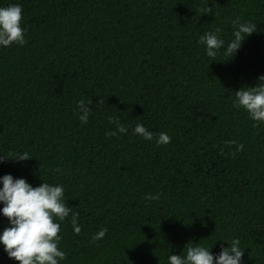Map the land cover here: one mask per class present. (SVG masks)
<instances>
[{
	"label": "trees",
	"instance_id": "obj_1",
	"mask_svg": "<svg viewBox=\"0 0 264 264\" xmlns=\"http://www.w3.org/2000/svg\"><path fill=\"white\" fill-rule=\"evenodd\" d=\"M11 4L27 42L0 46V158H32L3 160L0 177L64 186L82 231L61 222L60 264H169L189 242L215 256L232 239L242 264H264V123L233 107L264 75V0H0ZM238 18L257 31L231 58ZM217 27L212 60L198 40ZM109 116L127 132L106 138ZM137 123L171 143L136 135ZM9 226L0 211V235ZM0 264H19L2 243Z\"/></svg>",
	"mask_w": 264,
	"mask_h": 264
},
{
	"label": "clouds",
	"instance_id": "obj_2",
	"mask_svg": "<svg viewBox=\"0 0 264 264\" xmlns=\"http://www.w3.org/2000/svg\"><path fill=\"white\" fill-rule=\"evenodd\" d=\"M212 9L208 8L207 12ZM206 12V13H207ZM23 8L20 4H11L0 7V46L10 47L13 44L23 46L26 44L25 32L22 27ZM236 30L234 39L227 44L225 55L233 58L247 36L257 31V25L250 22L240 23L239 18L233 21ZM221 29L206 32L200 36L198 44L206 46V54L215 60L218 51L225 46L221 38ZM259 83L254 87H242L235 92L233 107L243 108L249 117L264 123V75L258 78ZM99 103H103L100 100ZM92 100L81 99L77 102L79 120L86 124L91 112ZM110 124H115L116 129L105 133L106 138L115 137L117 134H125L127 128L120 123L118 117H108ZM257 126L256 124L253 125ZM134 133L147 141L156 138L157 146L171 143V137L166 132L154 134L143 124L137 123ZM228 146H235L237 152L243 150L244 145L235 140L227 142ZM27 152L12 154L10 157L0 158V162L8 159L25 161L31 159ZM55 171L59 172L60 169ZM3 187L0 188V203L3 204L2 214L7 218L10 226L4 228L0 235V243L4 245V251L10 259L19 264H60L67 259L65 251L61 250V222L71 216V225L74 233L79 235L82 226L79 224V213H74L65 200V188L62 184H50L44 182L39 186H32L26 179H16L7 174L0 177ZM160 193L145 196L146 201H158ZM107 228L100 229L92 236L95 243L103 239ZM225 241V240H221ZM228 247L221 246L218 255H213L211 249L197 244L188 243L186 252L180 255H170L169 264H242L245 249L241 248L239 239H232ZM184 248V249H185Z\"/></svg>",
	"mask_w": 264,
	"mask_h": 264
}]
</instances>
